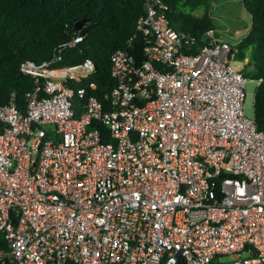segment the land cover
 I'll return each instance as SVG.
<instances>
[{
  "label": "built area",
  "instance_id": "obj_1",
  "mask_svg": "<svg viewBox=\"0 0 264 264\" xmlns=\"http://www.w3.org/2000/svg\"><path fill=\"white\" fill-rule=\"evenodd\" d=\"M144 7V60L114 51L107 102L95 82L75 85L91 58L21 63L34 79L25 108L0 105L3 261L264 264V129L244 110L248 76L215 28L174 26L168 0Z\"/></svg>",
  "mask_w": 264,
  "mask_h": 264
},
{
  "label": "trees",
  "instance_id": "obj_2",
  "mask_svg": "<svg viewBox=\"0 0 264 264\" xmlns=\"http://www.w3.org/2000/svg\"><path fill=\"white\" fill-rule=\"evenodd\" d=\"M213 0H168L169 16L174 26L198 36L215 23L209 12ZM251 15L248 33L233 45L231 60L245 61L251 66L245 74L262 79L255 90L254 116L264 129V0H241ZM203 7L202 15L193 13ZM145 12L144 0H0V105L14 99L25 108V93L34 85L30 74L21 70L25 60L42 62L57 49H62L60 66L75 65L91 58L96 71L87 80L95 82L94 94L107 102V93L115 86L111 75V57L124 48L144 60V39L137 31V20ZM87 18L95 23L84 39L75 46L69 41L78 33L74 23ZM0 249L8 242L0 236ZM0 264H10L0 259ZM72 264V263H71ZM177 264H187L179 258Z\"/></svg>",
  "mask_w": 264,
  "mask_h": 264
},
{
  "label": "rangeland",
  "instance_id": "obj_3",
  "mask_svg": "<svg viewBox=\"0 0 264 264\" xmlns=\"http://www.w3.org/2000/svg\"><path fill=\"white\" fill-rule=\"evenodd\" d=\"M203 12V7H198L193 11L196 15H202ZM209 12L215 23L217 35L233 45L237 44V42H239L251 28V15L245 9L241 0H213ZM247 61L248 59L245 61L231 60V63L235 67L247 71L251 69V66L247 64ZM247 78V97L244 110L247 116L253 117L254 96L258 84L256 79H253L250 76Z\"/></svg>",
  "mask_w": 264,
  "mask_h": 264
},
{
  "label": "water",
  "instance_id": "obj_4",
  "mask_svg": "<svg viewBox=\"0 0 264 264\" xmlns=\"http://www.w3.org/2000/svg\"><path fill=\"white\" fill-rule=\"evenodd\" d=\"M95 23L91 22L87 18H81L75 21L74 28L79 31L80 34H86L87 31L93 27Z\"/></svg>",
  "mask_w": 264,
  "mask_h": 264
}]
</instances>
